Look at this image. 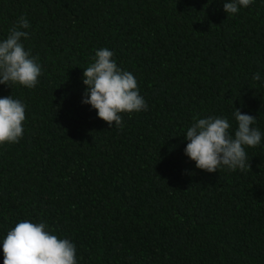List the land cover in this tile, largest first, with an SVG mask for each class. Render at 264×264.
Listing matches in <instances>:
<instances>
[{"label": "trees", "instance_id": "16d2710c", "mask_svg": "<svg viewBox=\"0 0 264 264\" xmlns=\"http://www.w3.org/2000/svg\"><path fill=\"white\" fill-rule=\"evenodd\" d=\"M225 2L0 0V41L26 16L42 68L35 88L0 84L26 107L23 137L0 144V264L23 220L69 239L77 264H264V135L244 171L185 154L194 117H226L234 138L239 108L264 134V0ZM100 48L148 104L122 128L82 103Z\"/></svg>", "mask_w": 264, "mask_h": 264}, {"label": "clouds", "instance_id": "9594fccd", "mask_svg": "<svg viewBox=\"0 0 264 264\" xmlns=\"http://www.w3.org/2000/svg\"><path fill=\"white\" fill-rule=\"evenodd\" d=\"M253 0H227L224 11L235 15L241 6L247 8ZM30 28L26 16L18 18L9 29L6 39L0 41V84H19L35 88L42 75L38 58L26 50L22 42ZM114 52L108 48L95 51L90 66L84 69L83 83L87 86L82 103L97 110L100 119L109 128L123 127L122 113L148 110V104L140 95L138 81L129 71L121 69L113 59ZM255 81L261 80L256 72ZM238 127L234 138L230 134V122L226 117L212 116L196 118L187 129L185 154L196 162V167L215 173L221 167L236 171L251 169L245 150L261 143L259 128L253 127L257 117L242 114L239 108L234 112ZM26 119L25 104L12 95L0 98V144L18 143L23 137V122ZM4 264H77L76 246L69 239H60L47 230L44 222L23 220L15 225L4 238Z\"/></svg>", "mask_w": 264, "mask_h": 264}]
</instances>
